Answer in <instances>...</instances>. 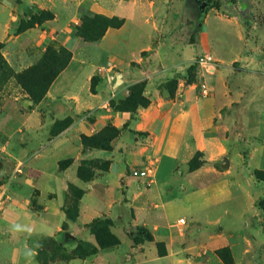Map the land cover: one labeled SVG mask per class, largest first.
<instances>
[{"label": "crops", "instance_id": "0c3cea01", "mask_svg": "<svg viewBox=\"0 0 264 264\" xmlns=\"http://www.w3.org/2000/svg\"><path fill=\"white\" fill-rule=\"evenodd\" d=\"M188 2L0 0L6 48L11 42L38 47L51 37L72 49L37 107L0 120L13 138L9 150L25 164L0 214V264H29L26 248L35 252L31 264H42L36 238H53L67 252L80 241L100 249L88 226L101 218L113 221V234L131 249L126 264H264V212L257 206L264 182L255 177L264 171V49L239 12L213 8L197 22ZM83 8L124 23L96 41L74 37L69 27L80 25ZM37 10L54 18L9 36L21 15ZM203 56L213 71L197 63ZM192 67L198 69L193 80ZM140 83L148 107L132 113L113 106ZM199 86L210 94L203 96ZM68 118L71 123L53 135L57 122ZM111 129L119 131L111 148L84 144V137L101 140ZM196 157L201 165L191 169ZM85 161L97 163L91 179L79 175ZM150 164L155 177L148 186L131 171ZM70 185L85 192L73 221L65 211ZM14 224L31 231H13ZM133 228L148 230L153 240L135 245L127 233ZM118 259L100 249L50 264Z\"/></svg>", "mask_w": 264, "mask_h": 264}, {"label": "rangeland", "instance_id": "374dc122", "mask_svg": "<svg viewBox=\"0 0 264 264\" xmlns=\"http://www.w3.org/2000/svg\"><path fill=\"white\" fill-rule=\"evenodd\" d=\"M215 1L220 3V7L216 8L219 10V12H223L225 14L239 12L241 14L240 20L243 24H245V26H252L253 24V26H255V35L258 36L261 43V48L264 49V0ZM203 4L204 0H189L188 2L191 18L197 20V22L202 21L204 17ZM96 15L98 14L92 13L87 8L81 9L80 25L69 27L70 31L72 30V35L85 41L89 40H86L81 35L93 39L99 37L105 29V24L102 21L95 19ZM21 17L22 20L20 21L18 28L10 33V37H17L31 28L36 27L37 25H43L46 21L52 20L54 18V14L49 11L37 10L33 14L27 13L21 15ZM70 31H64V36H68ZM6 47L7 43L0 42V120L13 119V117L17 115L19 111L22 113L29 112L30 109L37 107L42 101V94L45 91L44 88L47 85L49 79L68 64L70 60V54H72V49L69 44H65V41H61L60 39H51V37H46L43 44L38 47H31L28 45L21 46L14 44V42H11L9 46L11 47L10 50L9 47ZM61 52L62 54L60 56L59 53ZM9 55H11L10 59ZM21 59L24 60L21 61ZM32 68H35L37 71L36 78H33L32 75L30 76L29 73L27 75V72ZM197 72V67L192 68V70L190 69L192 80L196 79L195 77L197 76ZM20 75H23L21 82L18 79V76ZM45 75H48L49 77L46 80L43 79V76ZM202 88L203 86H199L198 89L201 94ZM33 90H35L36 93H33ZM29 91H31L32 96ZM70 121L71 118L57 122L54 131H58L59 129L63 128ZM6 128H10V125L8 124ZM9 144L11 147L13 146L12 136L7 135L3 132V130L0 129V186L5 187L9 196V200H11V182L16 177L23 174L25 164L23 162V164L19 163L15 159L14 155L12 154V150H9ZM3 148L6 150L3 151ZM95 165H97L95 162H83L82 166L80 167V171L83 170V179L86 177L89 178L90 176L93 177L92 168ZM19 166L21 167L22 172H17V168ZM70 186L69 192L66 195L67 198L65 209L66 207H73L76 201ZM6 206L7 204L5 207ZM257 206L259 207V202L257 203ZM95 223V228H90L92 233L96 236V230L99 231L98 234L100 238H102L104 242L107 243L110 240L108 232L113 234V221L108 218H101ZM260 223L264 226V221ZM127 233L132 238L135 245H139L145 240H153L150 239L153 238L151 233L143 228H133ZM114 236L119 240V244L106 247L103 250L112 251L119 257V259L116 261V264H126L131 260V249L127 245L122 244L120 238H118L115 234ZM32 242H35L38 246H48L49 244L48 238H36V240L32 239ZM80 242L84 244V247L87 251H90L92 248H94V246L89 243L83 241ZM72 251H68V253H71Z\"/></svg>", "mask_w": 264, "mask_h": 264}, {"label": "trees", "instance_id": "16d2710c", "mask_svg": "<svg viewBox=\"0 0 264 264\" xmlns=\"http://www.w3.org/2000/svg\"><path fill=\"white\" fill-rule=\"evenodd\" d=\"M203 11H204V17L207 15V13L213 9V8H218L220 7V3L218 1L215 0H204V4H203ZM95 19L102 21L105 24V29L103 31V33L93 39L84 35H81L83 38H85L86 40L89 41H96L99 40L104 34L105 32L108 30V28L112 27V28H119L123 25L124 20H121L117 17H113V18H109V17H105V16H100V15H96ZM202 19V20H203ZM202 22V21H200ZM3 47V46H2ZM62 52L59 53V55L61 56ZM72 58V54H70V60ZM69 60V62H70ZM68 62V64H69ZM68 64L63 67L62 69H60V71L55 74L53 77H51L47 83V85L44 88V92L42 94V99H44V97L47 94V91L49 90L51 84L53 83V81L57 78V76L68 66ZM36 68V67H35ZM35 68H32L31 70H29L27 72V75L29 73V75L33 78H36L37 76V71L35 70ZM194 68V67H192ZM191 68V70H192ZM26 74V73H25ZM23 78V75L18 76L19 81L21 82ZM49 78L48 75L43 76V79H47ZM95 85H96V78L93 79V85H92V89L93 91L95 90ZM31 96L32 93L31 91H29ZM33 93H36L35 90L32 91ZM144 92H145V83H140L137 85H134L133 87H131L130 89V95L123 100H120L118 102V104L116 105L115 103H113V106H115L117 109L119 110H126L132 113H136L139 107H148L150 105V100L144 96ZM71 123L68 122V124H66L63 128L59 129L58 131H53V135L57 134L60 130L65 129L69 124ZM119 131H117L116 129H111V134H107V136H105L103 139L101 140H97L96 138H88V137H84L83 141L84 144L86 146H94V147H98V148H102V149H109L110 147V142L111 139L114 138V136L118 135ZM198 157L194 158L191 163H190V168L191 169H196L201 165V162H198ZM71 161H64L60 163V166L62 169L66 168ZM79 175L84 178V174H83V170H79ZM92 177V176H90ZM89 177V178H90ZM255 177L256 179L263 181L264 182V171H255ZM87 179H89L88 177H86ZM85 178V179H86ZM71 191L73 192L74 196H75V205L72 207H66L65 211L69 217L70 220H76L78 218L79 215V202L80 199L83 197L84 195V191L81 189H78L77 187L71 185ZM259 208L264 212V199H261L259 201ZM100 219H97L96 221H98ZM96 221H94L93 223H91L88 227L94 229L95 225H96ZM96 230V229H95ZM99 231L96 230V238L99 244L100 249H105L106 247H110V246H114L119 244V240L114 236V234L108 232V236H109V241L106 243L104 242V240L102 238H100L99 236ZM152 239V238H150ZM49 244L48 246H41V249L39 251L38 254V259L41 261L42 264H50L51 262H54L56 260H65V261H69L73 258H86L88 256H91L93 254H96L100 251L99 248L94 247L92 248V250L87 251L86 248L84 247V244L82 242L78 243L77 248L75 250H73L71 253H68L67 250L62 247L55 239L50 238L48 239ZM112 241V242H111ZM161 254H163L161 252Z\"/></svg>", "mask_w": 264, "mask_h": 264}, {"label": "built area", "instance_id": "2783aa9c", "mask_svg": "<svg viewBox=\"0 0 264 264\" xmlns=\"http://www.w3.org/2000/svg\"><path fill=\"white\" fill-rule=\"evenodd\" d=\"M197 63L202 66V68L206 69L208 72L213 71V66L210 62V58L208 56H203L199 58ZM210 94V90L208 87L204 86L202 88V95L208 96ZM17 172H22L21 167L19 166L17 168ZM131 175L135 178L143 179L146 181L148 186H151L154 183V177H155V166L154 164H150L145 166L142 169H133L131 171ZM9 201V196L7 193V190L5 187L0 186V214L4 211L5 205ZM182 223H184V220H181Z\"/></svg>", "mask_w": 264, "mask_h": 264}, {"label": "clouds", "instance_id": "9594fccd", "mask_svg": "<svg viewBox=\"0 0 264 264\" xmlns=\"http://www.w3.org/2000/svg\"><path fill=\"white\" fill-rule=\"evenodd\" d=\"M12 230L13 231H16V232H20V231H31V229H29L26 226L21 225V224H14L12 226ZM34 255H35V252L33 251L32 248H26L25 256L27 258H29V264H31V258L34 257Z\"/></svg>", "mask_w": 264, "mask_h": 264}]
</instances>
